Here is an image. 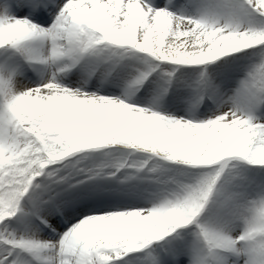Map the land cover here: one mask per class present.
Wrapping results in <instances>:
<instances>
[{
  "label": "snow or ice",
  "instance_id": "snow-or-ice-1",
  "mask_svg": "<svg viewBox=\"0 0 264 264\" xmlns=\"http://www.w3.org/2000/svg\"><path fill=\"white\" fill-rule=\"evenodd\" d=\"M0 264H264V0H0Z\"/></svg>",
  "mask_w": 264,
  "mask_h": 264
}]
</instances>
